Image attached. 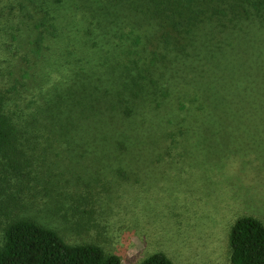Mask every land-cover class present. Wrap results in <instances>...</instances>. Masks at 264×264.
Segmentation results:
<instances>
[{"label": "rangeland", "instance_id": "1", "mask_svg": "<svg viewBox=\"0 0 264 264\" xmlns=\"http://www.w3.org/2000/svg\"><path fill=\"white\" fill-rule=\"evenodd\" d=\"M46 3L57 30L39 48L43 14L0 0V78L49 114L21 124L22 174L0 157V248L27 220L123 264H231L236 221L264 224V13L213 0L176 35L160 0Z\"/></svg>", "mask_w": 264, "mask_h": 264}, {"label": "trees", "instance_id": "2", "mask_svg": "<svg viewBox=\"0 0 264 264\" xmlns=\"http://www.w3.org/2000/svg\"><path fill=\"white\" fill-rule=\"evenodd\" d=\"M39 1V3H38ZM46 1L31 0L36 8L43 14L40 17L35 13L31 16L37 37L33 43L42 47L46 41V33L55 35L57 30L56 12ZM213 0H160L164 14L168 21L170 32L180 35L192 27L199 25L206 16L209 3ZM231 11L238 8L251 7L255 12L264 13V0H229ZM21 6V4H20ZM54 8H56L53 5ZM24 10L31 11L22 5ZM54 12V14H53ZM27 17V15H25ZM59 16V13L57 14ZM18 24L10 28L15 33L14 40L18 41L20 33V17ZM7 24L5 23V26ZM2 34H0L1 36ZM169 36V35H167ZM137 43L140 40L137 39ZM3 51L0 49V57ZM29 69V68H28ZM23 75V78L27 76ZM1 72V70H0ZM18 81L8 88L5 81L0 78V157L5 160L6 172L15 175L23 173L25 151L22 139L24 130L21 124L36 125L47 119L49 114L33 110L31 104L24 100V104L17 103L14 96ZM36 97L34 96V99ZM56 109L51 107L53 113ZM57 122L63 121L60 110L54 116ZM66 118V117H65ZM66 121H70L69 117ZM229 244L231 250V264H264V224L253 217H244L236 221L230 231ZM0 264H123L117 255L107 254L95 244L70 245L58 233L45 228L36 222L19 220L12 223L6 230L5 243L0 248ZM140 264H174L164 253H155Z\"/></svg>", "mask_w": 264, "mask_h": 264}]
</instances>
